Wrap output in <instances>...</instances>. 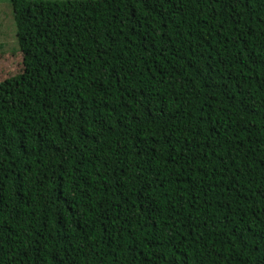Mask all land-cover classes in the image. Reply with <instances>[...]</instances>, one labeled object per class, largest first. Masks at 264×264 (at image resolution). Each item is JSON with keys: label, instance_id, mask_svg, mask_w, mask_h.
Masks as SVG:
<instances>
[{"label": "trees", "instance_id": "16d2710c", "mask_svg": "<svg viewBox=\"0 0 264 264\" xmlns=\"http://www.w3.org/2000/svg\"><path fill=\"white\" fill-rule=\"evenodd\" d=\"M9 2L0 264H264V0Z\"/></svg>", "mask_w": 264, "mask_h": 264}, {"label": "rangeland", "instance_id": "374dc122", "mask_svg": "<svg viewBox=\"0 0 264 264\" xmlns=\"http://www.w3.org/2000/svg\"><path fill=\"white\" fill-rule=\"evenodd\" d=\"M17 50L18 46L15 39V27L12 20L10 2L9 0H0V82L20 70V59L15 56ZM17 53L20 55L19 52Z\"/></svg>", "mask_w": 264, "mask_h": 264}]
</instances>
